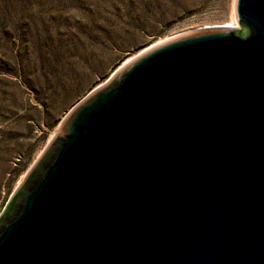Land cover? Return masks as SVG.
<instances>
[{
  "label": "water",
  "instance_id": "95a60500",
  "mask_svg": "<svg viewBox=\"0 0 264 264\" xmlns=\"http://www.w3.org/2000/svg\"><path fill=\"white\" fill-rule=\"evenodd\" d=\"M236 10L71 110L0 215V264H264V0Z\"/></svg>",
  "mask_w": 264,
  "mask_h": 264
},
{
  "label": "rangeland",
  "instance_id": "374dc122",
  "mask_svg": "<svg viewBox=\"0 0 264 264\" xmlns=\"http://www.w3.org/2000/svg\"><path fill=\"white\" fill-rule=\"evenodd\" d=\"M236 8L237 0H0V215L78 103L153 46L241 29Z\"/></svg>",
  "mask_w": 264,
  "mask_h": 264
},
{
  "label": "bare ground",
  "instance_id": "6f19581e",
  "mask_svg": "<svg viewBox=\"0 0 264 264\" xmlns=\"http://www.w3.org/2000/svg\"><path fill=\"white\" fill-rule=\"evenodd\" d=\"M237 24V18L236 17H233L232 18V22H231V25L232 26H235ZM153 47H155V46H153ZM152 48V47H151ZM151 48H149V49H151ZM149 49H147V50H145V51H148ZM144 51V52H145ZM130 61V60H129ZM128 62V61H127ZM127 62H125V64L127 63ZM124 65V64H123Z\"/></svg>",
  "mask_w": 264,
  "mask_h": 264
}]
</instances>
